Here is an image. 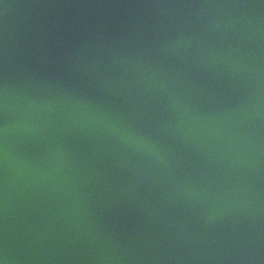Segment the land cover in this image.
<instances>
[{
  "label": "water",
  "instance_id": "95a60500",
  "mask_svg": "<svg viewBox=\"0 0 264 264\" xmlns=\"http://www.w3.org/2000/svg\"><path fill=\"white\" fill-rule=\"evenodd\" d=\"M0 264H264V0H0Z\"/></svg>",
  "mask_w": 264,
  "mask_h": 264
}]
</instances>
